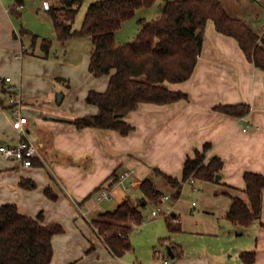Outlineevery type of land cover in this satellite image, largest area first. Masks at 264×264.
<instances>
[{
  "label": "crops",
  "instance_id": "crops-1",
  "mask_svg": "<svg viewBox=\"0 0 264 264\" xmlns=\"http://www.w3.org/2000/svg\"><path fill=\"white\" fill-rule=\"evenodd\" d=\"M60 1L0 0V144L15 145L23 138L12 128L15 107L9 99L13 94L21 97V112L29 118L26 138L38 146L40 130H50L55 149L70 158L47 164L39 151L44 165L25 167L0 155V208L15 204L30 217L37 219L42 214L45 225L63 226L65 233L53 238L52 264H247L241 254L253 251L256 260L252 264H264V193L261 217L251 226L239 231L227 219L233 197L247 200L245 174L264 176V71L249 61L235 38L218 32L210 20L192 77L168 84L171 90L187 94L188 99L165 105L140 104L125 117L134 127L127 136L115 130L79 129L74 124L78 117L99 112L97 106L87 103L89 92H105L115 71L92 77V52L85 54L82 66H78L52 52L45 57L36 51L40 42L33 51L32 39L20 37L19 19L11 11H20L22 25L42 40L48 30L55 32L48 10L60 6ZM34 15L39 21L34 24L45 29L28 25V18ZM261 30L263 37L264 27ZM89 41L92 43L90 37ZM25 50L30 53L24 54ZM59 79L64 81L57 82ZM61 90L63 99L56 105L54 98ZM239 104L249 105L250 114L235 117L216 110L220 105ZM206 145L210 146L208 160L219 157L224 162L222 178L197 181L200 194L190 204L189 216L173 212L182 228L166 234L178 241L170 245L174 258L169 251L168 255L162 250L151 253L157 239L145 237L141 241L138 234L131 236L133 249L123 258L115 257L92 223L109 212L104 202L116 197L123 203L131 197L109 180L132 171L130 188L153 179L161 190L168 183L157 170L182 181L186 161L194 159L197 151L203 153ZM23 182L35 183V187H24ZM49 188L57 199L47 196ZM172 189L176 196L178 190ZM103 190H109L112 199L98 203L95 197ZM164 195L168 199L162 203L170 200ZM153 211V218L161 215L157 210L159 215L154 216Z\"/></svg>",
  "mask_w": 264,
  "mask_h": 264
},
{
  "label": "trees",
  "instance_id": "trees-1",
  "mask_svg": "<svg viewBox=\"0 0 264 264\" xmlns=\"http://www.w3.org/2000/svg\"><path fill=\"white\" fill-rule=\"evenodd\" d=\"M61 1L62 7L52 6L48 10L57 40L66 42L90 37L93 44L90 75L99 78L115 71L105 92H89L87 103L97 106L99 112L78 117L74 124L79 129L115 130L127 136L134 127L125 117L137 110L140 104L165 105L188 99L187 94L171 90L168 84L182 83L192 77L210 20L218 32L235 38L249 61L264 71V36L246 21L231 16L220 0H166L159 19L151 22L140 19L136 39L124 44L117 41V34L123 26L140 10L153 8L159 0H100L89 7L80 30L74 29V23L85 0ZM11 11L14 17L22 19L20 11L15 8ZM19 35L32 39L31 48L40 42L44 56L49 57L53 40H41L24 27ZM29 53L30 50L24 51V54ZM62 81L59 79L57 82ZM216 110L226 115L245 117L250 114L251 107L247 104L220 105ZM39 134L41 144L38 149L47 164L70 160L55 149L52 131L40 130ZM209 147L206 145L203 153L197 151L194 159L186 161L182 181L157 170L170 186L178 190L177 199L183 184L191 177L198 182H216L217 176L222 174L224 162L221 158L213 157L207 161ZM42 158H35L33 164L44 165V161H40ZM245 181L247 200L233 197L227 213V219L239 231L260 219L263 206L264 176L248 172ZM22 185L35 187V183L26 185L23 182ZM140 189L141 199H127L115 211L100 215L92 223L115 257L123 258L133 249L131 236L145 222L142 208L148 203L158 205L163 202L165 195L153 179L143 181ZM46 194L53 200L57 199L50 188ZM177 219L174 215L167 219L171 233L182 229L179 222L175 223ZM63 233L65 229L60 224H43L42 214L36 219L24 214L15 204L4 205L0 208V264H52L55 254L53 238ZM241 258L252 264L256 253L244 252Z\"/></svg>",
  "mask_w": 264,
  "mask_h": 264
},
{
  "label": "rangeland",
  "instance_id": "rangeland-1",
  "mask_svg": "<svg viewBox=\"0 0 264 264\" xmlns=\"http://www.w3.org/2000/svg\"><path fill=\"white\" fill-rule=\"evenodd\" d=\"M54 1V0H51ZM100 0H85L83 6L81 7L76 21L74 25L75 30H80L83 26L86 13L89 9V7ZM224 7L227 8V12L230 15H236L239 19H242L248 23L250 27H253L254 30L260 34L262 31L261 29L264 27V0H220ZM58 1H55V4H57ZM166 0H159L155 6L151 9H142L140 10L136 17L132 19L131 21H128L124 26L123 29L117 34V41L121 44L132 42L136 39L138 33H139V20L142 18H145L146 21L151 22L154 20L159 19L161 16L163 7L165 5ZM60 6L62 7V1H60ZM36 16H32L31 18H28L27 23L29 26L36 27L35 25L40 26L41 29H45L44 26L34 24L35 22L38 23L39 21L35 19ZM35 21V22H34ZM22 21L19 20V27L21 26ZM252 28V29H253ZM45 31V30H44ZM46 36L48 39H51L54 41L53 47H52V54L56 55L61 59L62 61L66 62L67 59L72 60L73 63L77 64L78 66H82L83 57L85 54L90 55V53L93 50V44L89 41V37H78L72 39V41H69L66 45H63L61 42H59L56 38L55 32L53 29L48 30ZM42 37V39H44ZM28 43V42H26ZM32 46V45H30ZM34 51L35 48H32ZM40 50L41 52V45L40 48H36V51ZM44 53V52H43ZM64 91V89H62ZM62 90L55 96L56 105H58V102L60 103V98L63 97ZM208 161V158H207ZM141 182L138 184H135L134 187L128 189L125 192L126 195H129L131 197L132 201H137L141 197V189H140ZM161 187V186H159ZM194 187L197 189L194 190ZM163 193L169 196L170 200L168 202H164L158 205H152L151 203H148L143 209V213L145 216V223L142 227L136 228L133 232V236L136 234L140 235V240L143 241V239L146 237V239H157V244L151 248V253H155L157 250H162L165 252V254L168 255L169 248L172 246L171 241L178 242L175 238V240H171L172 236L166 235L169 232L167 219L172 216L173 212L177 213L178 215L182 216H189L188 211L190 208V204L196 199L199 198V189L200 184L197 183L193 185L191 182H187L184 186V189L182 191V195L179 199L175 197V191L172 189V187L168 184L166 188L161 187ZM125 190V189H124ZM101 195V192L96 195L95 201L98 203H101L99 200V196ZM106 201V200H104ZM121 200L118 198H114L112 202H104L103 205L108 208L109 212L115 211L118 208V205H120ZM176 207L174 208V206ZM159 210L161 215L158 218L152 217V211L153 210ZM171 233V232H170ZM165 236V237H164ZM142 245V244H141ZM171 245V246H170Z\"/></svg>",
  "mask_w": 264,
  "mask_h": 264
},
{
  "label": "built area",
  "instance_id": "built-area-1",
  "mask_svg": "<svg viewBox=\"0 0 264 264\" xmlns=\"http://www.w3.org/2000/svg\"><path fill=\"white\" fill-rule=\"evenodd\" d=\"M18 9H21V7L19 6ZM8 81H10V78H8ZM9 103L15 107V118L12 122V128L15 132L21 134L23 138L21 137L15 145L0 144V155L8 159L16 160L25 167H31L33 166V160L40 156V152L38 146L34 142L26 138V128L29 124V118L21 112V97L13 95L10 97ZM246 130L247 129H245V131ZM132 176V171H125L117 176L112 177L109 181L110 184L122 186L125 190H127L128 187L133 183ZM189 182L193 184L197 183V181L193 177L190 178ZM111 199L112 196L109 190L101 191V195L99 196L100 201H110ZM162 199L167 200L168 198L164 196ZM196 204L197 203L195 202L194 205ZM153 215H159L158 211L154 210ZM175 223H178V220H175Z\"/></svg>",
  "mask_w": 264,
  "mask_h": 264
},
{
  "label": "water",
  "instance_id": "water-1",
  "mask_svg": "<svg viewBox=\"0 0 264 264\" xmlns=\"http://www.w3.org/2000/svg\"><path fill=\"white\" fill-rule=\"evenodd\" d=\"M62 99H63V97L60 98V102H62ZM221 178H222L221 175L217 176V181L221 180ZM169 252H170L171 256L174 258L175 255L172 254V249L171 248H169Z\"/></svg>",
  "mask_w": 264,
  "mask_h": 264
}]
</instances>
